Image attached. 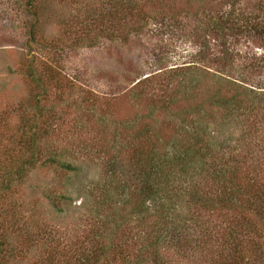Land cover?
Listing matches in <instances>:
<instances>
[{"label":"rangeland","instance_id":"obj_1","mask_svg":"<svg viewBox=\"0 0 264 264\" xmlns=\"http://www.w3.org/2000/svg\"><path fill=\"white\" fill-rule=\"evenodd\" d=\"M111 1L36 0L32 19L27 0H0V174L20 155L25 122L35 124L43 158L62 155L81 167L78 179L66 173L71 176L67 180L56 165H38L21 181L14 179L10 191L1 195L5 264H78L74 259L91 247L97 216L101 217L95 212V195L107 156L115 154L125 163L134 144L145 141L133 140L134 131L125 127L126 122L138 121V129L149 121L145 116L151 114L150 103L173 88V68L192 61L203 64L198 53L207 52V39L184 16L187 9L201 10L202 2L131 0L137 14L131 21L125 5L112 19ZM173 2L175 9L169 10ZM178 7L182 9L173 19L177 21L168 20ZM156 8L166 19L138 28L144 12ZM31 25L35 41L28 37ZM241 74L235 71L232 76ZM166 116L156 110L153 118L160 140L170 142L175 134ZM249 130L244 120L229 118L220 136L226 141V157L232 156L234 166L238 162V175L242 182L245 178L248 207L235 213L236 223L222 210L201 214L204 224L190 223L180 245L164 251L163 264H222L231 253L229 233L235 231L244 240V251L256 264H264V208L255 203L259 194L264 196V125L247 135ZM201 182L207 192L217 189L208 175ZM183 210L187 212L185 206ZM130 244L122 249L129 247L133 255L131 247L138 249V242ZM115 257L108 264L124 263L121 255ZM129 259L134 264L133 257Z\"/></svg>","mask_w":264,"mask_h":264},{"label":"trees","instance_id":"obj_2","mask_svg":"<svg viewBox=\"0 0 264 264\" xmlns=\"http://www.w3.org/2000/svg\"><path fill=\"white\" fill-rule=\"evenodd\" d=\"M195 2H202V9H187L184 16L195 22L196 31L198 29L207 39V52L198 53L203 64L200 66L192 61L173 68V88L150 103L152 115L145 116L149 121L142 122L143 127L138 129H135L138 121L126 122L125 127L134 131L132 139L145 141L134 144L125 163L115 154L107 156L104 175L96 186L98 193L95 195V212L101 217L97 216L98 225L89 241L91 247L82 249L74 259L78 264H108L116 258V253L121 255L123 264L132 263L131 256L134 264H163L164 251L172 245H180L181 235L191 228L189 224L201 226V214L222 210L231 214L236 223L235 213L248 207L245 205V178L242 182L238 175V162L234 166L232 156L226 157V141L220 140V136L229 118L244 120L250 127L247 135L264 125V0ZM124 5L127 17L134 21L137 14L133 13L135 3L131 0H112L111 18L114 19ZM35 6L36 0H27L26 12L32 19L36 16ZM168 8L175 9L174 2ZM181 9L178 7V12L172 13V19L168 17V20L176 22L173 19H178ZM154 11L144 12L138 28L159 18L166 19L162 10L156 8ZM35 31L31 25L29 40L35 41ZM199 37L197 34L196 38ZM235 71L243 74L235 78L232 76ZM28 76H34L32 70H28ZM139 84L141 80L136 86ZM156 110L168 117L167 124L175 134L170 142L160 140L153 118ZM36 115L34 113V120ZM34 127L30 122L23 125L20 155L13 158L10 169L0 174V197L10 191L14 179L21 181L28 171L42 164L56 165L67 180H71V176L66 173L79 178L80 165L65 160L62 155L43 158L41 140ZM207 175L217 187L214 192L201 187ZM260 195L255 203L264 208V196ZM60 197L70 200L68 195ZM258 211L263 214L260 209ZM235 233H229L231 253L226 254L221 263L256 264L244 251V240ZM1 240L0 264H5V237ZM132 241L138 242L139 247H131L135 254L129 255V247H122ZM253 246H257L255 242Z\"/></svg>","mask_w":264,"mask_h":264}]
</instances>
